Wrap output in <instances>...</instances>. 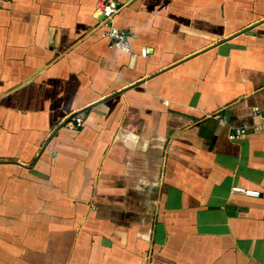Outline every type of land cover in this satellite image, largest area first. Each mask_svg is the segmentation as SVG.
<instances>
[{"label": "crops", "instance_id": "obj_1", "mask_svg": "<svg viewBox=\"0 0 264 264\" xmlns=\"http://www.w3.org/2000/svg\"><path fill=\"white\" fill-rule=\"evenodd\" d=\"M121 1L0 0V264H264V0Z\"/></svg>", "mask_w": 264, "mask_h": 264}, {"label": "built area", "instance_id": "obj_2", "mask_svg": "<svg viewBox=\"0 0 264 264\" xmlns=\"http://www.w3.org/2000/svg\"><path fill=\"white\" fill-rule=\"evenodd\" d=\"M122 7L123 3L121 0H96V10L101 15L100 24L106 31L110 47L123 50L127 53H131L132 45L127 33L115 24V16L120 12ZM144 53L146 54L147 50H145ZM218 118L221 122L227 123V120H225V118L221 116H218ZM72 120L75 121L76 125L78 126H81L83 123V119L79 115L73 116ZM255 128L264 129V123L260 126H256ZM251 129L252 128L248 127L235 128L231 131L229 137L232 140H237L244 136ZM233 190L252 196L260 195L259 190L247 189L240 186L233 187Z\"/></svg>", "mask_w": 264, "mask_h": 264}, {"label": "water", "instance_id": "obj_3", "mask_svg": "<svg viewBox=\"0 0 264 264\" xmlns=\"http://www.w3.org/2000/svg\"><path fill=\"white\" fill-rule=\"evenodd\" d=\"M249 31V30H248Z\"/></svg>", "mask_w": 264, "mask_h": 264}]
</instances>
